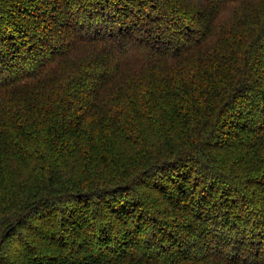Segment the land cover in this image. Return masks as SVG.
<instances>
[{
	"label": "trees",
	"instance_id": "1",
	"mask_svg": "<svg viewBox=\"0 0 264 264\" xmlns=\"http://www.w3.org/2000/svg\"><path fill=\"white\" fill-rule=\"evenodd\" d=\"M0 264H264V0H0Z\"/></svg>",
	"mask_w": 264,
	"mask_h": 264
}]
</instances>
